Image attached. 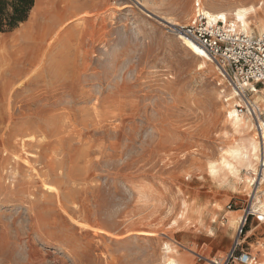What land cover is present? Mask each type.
<instances>
[{
	"label": "rangeland",
	"instance_id": "1",
	"mask_svg": "<svg viewBox=\"0 0 264 264\" xmlns=\"http://www.w3.org/2000/svg\"><path fill=\"white\" fill-rule=\"evenodd\" d=\"M65 2L34 0L24 25L0 33V264L263 262L264 216L252 209L263 168H221L243 144L226 117L242 100L172 32L196 19L197 0ZM199 3L251 6L248 35L263 34L264 0ZM55 7L65 17L41 36ZM252 86L264 113V85Z\"/></svg>",
	"mask_w": 264,
	"mask_h": 264
},
{
	"label": "built area",
	"instance_id": "2",
	"mask_svg": "<svg viewBox=\"0 0 264 264\" xmlns=\"http://www.w3.org/2000/svg\"><path fill=\"white\" fill-rule=\"evenodd\" d=\"M177 38H185L200 47L221 72L228 77L233 88L238 91L242 106H236L240 114L247 113L261 139L264 137V113L251 105L243 88L253 91L252 84L264 85V33L258 36L248 35L235 26L216 21L209 23L203 12H198L196 19L189 25L172 29ZM251 264L252 257L240 252H233L222 260L211 261L212 264Z\"/></svg>",
	"mask_w": 264,
	"mask_h": 264
},
{
	"label": "bare ground",
	"instance_id": "3",
	"mask_svg": "<svg viewBox=\"0 0 264 264\" xmlns=\"http://www.w3.org/2000/svg\"><path fill=\"white\" fill-rule=\"evenodd\" d=\"M200 1L201 0H197L196 6H199L198 10L200 12L201 11L203 12L204 16L207 18V21L209 23L212 24V23H215L216 21H220L222 23L227 24L228 23L227 18L229 17L231 18L234 26H236L240 31L250 34L251 30L249 28L247 19L249 18V16H252L254 14L253 7L251 6H249V8L239 7V8H234L232 12L229 11V12H215L214 13L210 9H207L205 6L201 7L199 3ZM63 2H65V0H63ZM64 7H61V9L55 7L53 10L46 12V16L44 17L45 20L43 22L44 24L43 26H41L42 28L40 32L41 36L43 34H46L48 31H50L54 24L62 22V20L65 17V14H64L65 12L63 10ZM167 23L170 24L171 26L178 25L172 20H168ZM257 31H258V34L264 33V27L262 24L258 23ZM179 40L182 41L183 45H185V47L195 56L211 61V59L207 56V54L200 47L196 46L192 41H189L185 38H181ZM21 75H22L21 73L17 74V76H21ZM253 90L256 91V93L259 92L256 89H253ZM234 94L235 93H233V95ZM255 96L258 100L257 103L259 104L263 103V99L258 94H256ZM232 98L233 97H230L226 101H229ZM226 117L229 121L230 126H232L234 132L242 134L244 135V137H241V140L243 143L242 145H236V147H233L229 149L228 151H226L225 156L223 155L224 157L221 160L222 170L226 174H233L236 171L237 165H240V166L245 167L246 170H248L249 172H254L255 164L258 163V165L260 164V167L263 168L260 171L261 172L260 175L262 177L261 183H264V138L262 141H259L257 140L255 136H252L251 132L253 130V125L251 124L250 119L248 117H244L243 115H239L236 110L232 108L227 110ZM209 175L213 178L217 176V169L215 166L211 165L209 167ZM255 198H256L255 204L256 205L259 204V205L256 207L252 206V209L258 208V210L261 211V213L264 216V211L262 210V207L264 206V192H263V196L261 197V200L257 199L258 198L257 196H255ZM250 211H251V208H250ZM229 215H230L229 221L236 223L237 218L233 219V214L231 213ZM240 219L242 218L239 217V220ZM168 264H176V263L173 259H171ZM251 264H254V263L251 262ZM257 264H264V260L263 262L257 263Z\"/></svg>",
	"mask_w": 264,
	"mask_h": 264
},
{
	"label": "trees",
	"instance_id": "4",
	"mask_svg": "<svg viewBox=\"0 0 264 264\" xmlns=\"http://www.w3.org/2000/svg\"><path fill=\"white\" fill-rule=\"evenodd\" d=\"M34 0H0V33L13 32L28 20Z\"/></svg>",
	"mask_w": 264,
	"mask_h": 264
},
{
	"label": "crops",
	"instance_id": "5",
	"mask_svg": "<svg viewBox=\"0 0 264 264\" xmlns=\"http://www.w3.org/2000/svg\"><path fill=\"white\" fill-rule=\"evenodd\" d=\"M26 22H27V21H25V23H26ZM25 23H24V24H25ZM24 24H21V25H24Z\"/></svg>",
	"mask_w": 264,
	"mask_h": 264
}]
</instances>
